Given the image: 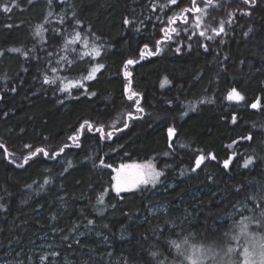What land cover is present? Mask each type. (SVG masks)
I'll use <instances>...</instances> for the list:
<instances>
[{
  "label": "trees",
  "instance_id": "trees-1",
  "mask_svg": "<svg viewBox=\"0 0 264 264\" xmlns=\"http://www.w3.org/2000/svg\"><path fill=\"white\" fill-rule=\"evenodd\" d=\"M148 3L149 0H53L54 13L68 14L71 19L74 10L84 30L90 26L100 37L97 43L104 45L102 56L91 62L103 63L105 68L95 80L85 82L88 91L96 92V96L82 94L84 89H73L68 96L57 91L55 85L43 84L41 73L56 66V60L64 55L61 39L51 31L58 26L55 15L48 18L51 23H45L50 29L44 33L46 42L34 35V26L44 22L50 10L47 0H32L31 4L22 0L20 8L12 13L0 12V143L13 154L6 157L0 149V204L4 205L0 208V260L37 264L39 255L32 247L47 237L57 245L59 257L71 264H158L165 258L172 264L176 253L174 249L169 253V241L189 232L199 234L193 242L201 237H218L239 220L234 211L242 203L251 209L253 205L247 198L264 190V108L250 107L258 96L264 105V0H256L254 5H244L242 0H220L223 7L213 13L217 20L226 19L227 12L236 8L250 11L251 15L237 11L233 23L226 26V35L212 41L200 37L201 43L209 45L207 52L196 46L197 38L193 37L191 52L185 49L177 54L176 44L169 42L161 45V54L139 60L138 47L145 42L151 45L161 36L159 28L164 25L156 17L165 20L188 6L190 0H178L179 8L170 5L171 11L165 8L163 12H152ZM133 10L141 18L151 16L141 33L122 23ZM7 24L13 27H5ZM181 39L189 43L184 34ZM11 48L22 51H9ZM49 52L54 55L49 57ZM130 57L139 60L129 71L133 73V89L143 94L142 105L148 113L144 119L130 121L127 129L111 139H100L99 133L89 132L81 138L79 148L66 149L55 159L39 155L23 167L17 166L28 154L26 144L33 150L43 147L51 151L71 143L67 137L85 119L111 124L117 112L127 106L126 79L121 69ZM88 66L89 58L85 57L71 72L61 70L58 75L78 79ZM165 76L172 83L161 88ZM12 87L17 91L11 92ZM230 87H237L246 101L224 99ZM201 99L211 102L199 103ZM190 104L196 105L195 111L189 110ZM185 111L188 114L181 118ZM232 113L237 115L236 124L230 122ZM173 124L179 133L177 144L188 147L165 156L163 153L169 151L167 127ZM249 134L252 140L241 139ZM234 140L238 141L234 152L240 158L225 170L222 161L230 155L227 145ZM195 149L214 152L217 160L206 161V166L196 173L187 172L185 166L192 162ZM246 155L256 158L247 169L241 167ZM98 158L112 166L152 158L165 176L155 187L141 186L117 196L110 188L111 169L94 170ZM68 160L72 167L64 171ZM182 170L185 175H180ZM209 175L214 177V183L207 179ZM45 179L49 183L45 184ZM237 186H242L239 193L234 191ZM103 189L108 193L104 204L98 205L96 198ZM155 206L163 210L152 213ZM249 212L259 215V210ZM88 220H94V224L88 225ZM77 225L78 230L71 232ZM65 235L71 237L68 242L63 240ZM76 239L79 245L74 243ZM153 251L163 255L154 259L150 255Z\"/></svg>",
  "mask_w": 264,
  "mask_h": 264
},
{
  "label": "snow or ice",
  "instance_id": "snow-or-ice-1",
  "mask_svg": "<svg viewBox=\"0 0 264 264\" xmlns=\"http://www.w3.org/2000/svg\"><path fill=\"white\" fill-rule=\"evenodd\" d=\"M22 0H0V12L5 14H10L14 9H18L21 6ZM182 2V0H181ZM27 3L31 4L32 0H27ZM244 5L255 4L256 0H242ZM47 4L50 10L46 13L44 17V22L38 23L34 26V35L40 37L42 42H46V37L44 33L48 32L50 29L45 27V23H51L49 17L56 16L55 26L51 31L55 32L56 36L61 39L62 46L61 51L64 55H60L59 59L56 60V66L50 68L41 73L42 82L46 85H55L56 90L62 93H66L71 96L73 89H84V93L90 96H96L97 93L92 91L89 92L86 87V81L95 80L97 74L105 68V64L96 62L92 63V60L100 58L102 52L104 51V45L97 43L100 37L96 36L94 32L91 31L89 26L88 30L85 31L83 27V21L77 17V13L73 10L70 13L71 19H69L68 14L61 15L59 13H54L51 10L53 0H47ZM159 5V7H158ZM170 5H175L179 8L178 0H165V3L160 4L159 0H149L147 7L152 11L163 12L165 8L171 11ZM223 7L220 0H190L188 6L180 8L179 12H174L171 16H166L165 20H161V17L157 16L156 19L161 21L164 25L159 28L161 36L159 39L151 41V45L148 42L143 43L141 47H138L139 60H143L146 57L156 56L162 53L163 48L161 45L166 43H175L176 47L174 52L179 54L182 50H187L191 52L193 50V44L191 43L193 37L197 38L196 46L202 48L203 51L207 52L209 50V45L207 43H201L199 38L203 37L208 41L215 40L216 37L221 35H226V26L231 25L235 19L236 12H242L244 15H251L250 11H246L243 8H236L233 11L227 12V18H221L217 20L216 15H214V10ZM212 10V11H210ZM151 22V16L141 18L135 14L133 10L132 14L125 16L123 18V25L125 27L131 28L136 33H141L142 29H146L145 20ZM215 21V24L212 22ZM68 25V27H64ZM7 28L13 27L12 24L5 25ZM156 28V25H153ZM251 31V29H249ZM209 32L212 34L209 35ZM182 34H184V39L188 40L189 43L185 44L183 39H181ZM245 36L248 33H244ZM145 39H148L147 37ZM221 44L224 43L223 40L220 41ZM80 46V47H78ZM9 51L21 52L20 48H11ZM71 54H75L74 58H70ZM0 55H3V51H0ZM23 55L27 57L29 54L27 51L23 52ZM49 57H52L54 53H47ZM85 57L89 58V66L86 67L79 78H71L70 76L58 75L61 70L66 72H71L76 66L78 61H82ZM227 56L224 57L226 61ZM138 59L128 58L123 62L122 74L126 79L124 84V94L127 101H131L130 109L120 115L119 119H114L111 124L105 125L103 123L94 122L92 120H83L78 128H76L71 135L67 137V141L71 143H64L60 145L55 150H46L43 147H38L33 150L32 145H24L25 149H28V154L23 156V163L17 165L18 167H23L24 164H28L30 160L34 157L42 155L50 159H55L65 152L66 149L81 146V138L89 132L99 133L100 139H111L116 133L122 132L127 129L130 125V121L142 120L148 113L145 107L142 105L143 94L137 92L133 89V73L129 71L131 66L139 63ZM48 63L51 64L52 60L49 59ZM223 67V65H222ZM4 79H7L4 77ZM172 82L167 76L163 77L161 80V88L170 85ZM11 92H16L17 88L12 87ZM3 97H0L2 99ZM78 99V97H76ZM224 99L227 101L234 102H244L246 101L245 95L237 87H230L226 89V95ZM63 103V101H59ZM211 102V100L201 99L199 103ZM169 105L173 102L171 100L167 101ZM252 109L264 108L261 103V97H256L254 102L250 104ZM196 105L190 104L189 110L195 111ZM187 111L181 113V118L186 116ZM4 115H8L7 112ZM227 119V117H225ZM237 115L235 113L231 114L230 122L232 124L237 123ZM122 124V127L118 126ZM110 129V130H106ZM23 131V130H22ZM168 137V148L169 151L163 153L165 156L176 155L177 148L185 149L188 145L183 143L177 144L179 133L177 127L173 124L167 128ZM243 140H252L253 137L249 134L246 137H241ZM238 141L234 140L229 145L228 148H232L233 145L237 144ZM0 149L4 150L6 157H11L13 154L10 153L7 147L0 143ZM239 154L233 152L226 159L222 161V166L225 170L230 169L234 160H238ZM99 159V167L112 168L111 164H106L103 158ZM255 157L246 155L243 158V163L241 167L249 168L255 162ZM192 162L190 165L185 166L186 171L190 173H196L198 169L202 166H206V161H216L217 154L214 152H205L203 149H195L191 157ZM15 163V161H12ZM68 167L64 171H68V168L72 167V162L70 160L66 161ZM166 167H168L166 165ZM115 173L112 176L111 187L117 196L121 193L131 192L136 189H141V186L151 185L153 187L162 183V177L165 176L163 170H159L154 161L148 160L143 163H121L117 168L113 169ZM186 172L182 170L180 175H185ZM207 179L210 182H215L214 177L209 175ZM45 184L49 183L48 179H45ZM29 188L31 185L28 186ZM43 187V185H41ZM242 190V186H237L234 190L239 193ZM108 190L103 189L97 196V204L103 205L104 198L107 195ZM215 195V194H213ZM247 202L251 203L253 207L248 208L247 203H242V210H237L239 215V220L233 222L232 229L223 233H220L216 238L201 237L197 242L198 233L193 234L189 232L186 235L178 237L169 241L170 248L169 253L172 249L175 250L176 256L173 257L172 264H264V190L259 195H253L247 198ZM4 205L0 204V208ZM235 207V206H233ZM259 209V215H245V212L252 211L255 213ZM52 219H56L55 216ZM88 225L94 224V220H88ZM257 225V229H253L252 225ZM78 225L70 229L71 232H76L78 230ZM55 231V229H53ZM84 235V233H80ZM71 237L65 235L63 240L68 242ZM76 245L80 244L78 239L74 240ZM50 247V246H49ZM68 247L71 248L72 244L69 243ZM150 255L155 259L163 255L162 252L153 251ZM60 256L59 251L44 252L39 255V264H53L52 259ZM64 264H71L70 261L65 260ZM124 264H128L127 261ZM158 264H168L167 259H160Z\"/></svg>",
  "mask_w": 264,
  "mask_h": 264
},
{
  "label": "rangeland",
  "instance_id": "rangeland-1",
  "mask_svg": "<svg viewBox=\"0 0 264 264\" xmlns=\"http://www.w3.org/2000/svg\"><path fill=\"white\" fill-rule=\"evenodd\" d=\"M130 105H131V101H127V106H125V108H123V109H121L119 112H117V115L115 116L114 119H119L120 115H122V114L125 113L126 111L130 110ZM168 127H169V126H168ZM168 127H167V128H168ZM229 149H230V151H231L230 154H232V153L234 152V145L232 146V148H229ZM148 160H152V161H154V160L151 158V159H147V160H143V161L120 162V163H117L115 166H112V168H110V169H111V172H112V175H111V184H112V176L115 174V173L113 172V169H114V168H117L121 163H133V162H136V163H143L144 161H148ZM154 163H155V165H156V162H155V161H154ZM93 168H94L95 171H100V170H102V169L99 167V161L96 162V163L94 164V167H93ZM110 188H111L112 191H114V190L112 189L111 186H110ZM114 193H115V192H114ZM238 209H239V210H242V205H241ZM238 209H237V210H238ZM160 210H163L162 206H155V207H153V208L151 209V212H152V213H156L157 211H160ZM237 210L234 211L233 215H235V214L238 215ZM257 210H259V209H257ZM244 214H245V215H248V216H251L252 213L248 211V212H245ZM239 218H240V217H239ZM252 228H253V229H257L258 227H254V226H252ZM49 246H50V247H49ZM32 248H33V252H34L35 254H38V255H40V254H42V253H44V252L58 251L57 245H56L55 243H52V242L50 241V239L47 238V237H43V238H41L40 241H39L38 243L34 244ZM50 259H52L53 264H58V262H60L61 264H64L65 260H67L65 257H57V258H50ZM0 264H12V260H11L10 258H5V259L0 260ZM37 264H39V259H37ZM115 264H120V263L117 262V263H115Z\"/></svg>",
  "mask_w": 264,
  "mask_h": 264
}]
</instances>
